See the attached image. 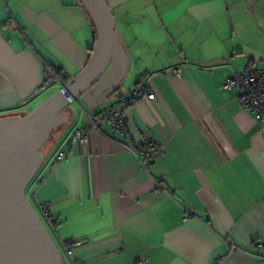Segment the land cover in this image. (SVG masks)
<instances>
[{"label":"crops","instance_id":"0c3cea01","mask_svg":"<svg viewBox=\"0 0 264 264\" xmlns=\"http://www.w3.org/2000/svg\"><path fill=\"white\" fill-rule=\"evenodd\" d=\"M105 2L117 56L59 113L55 148L27 186L68 264H264V135L224 87L230 70L264 66V0ZM95 41L79 0H0V119L26 117L57 93ZM46 67L58 83L32 97ZM143 88L154 101L124 116L136 148L149 138L163 147L148 170L101 136L121 140L105 123L56 163L86 116L97 121Z\"/></svg>","mask_w":264,"mask_h":264},{"label":"water","instance_id":"95a60500","mask_svg":"<svg viewBox=\"0 0 264 264\" xmlns=\"http://www.w3.org/2000/svg\"><path fill=\"white\" fill-rule=\"evenodd\" d=\"M79 1L96 32L88 63L28 116L0 120V264H62L25 189L41 166L50 131L64 121L59 113L101 81L119 47L105 0Z\"/></svg>","mask_w":264,"mask_h":264},{"label":"built area","instance_id":"2783aa9c","mask_svg":"<svg viewBox=\"0 0 264 264\" xmlns=\"http://www.w3.org/2000/svg\"><path fill=\"white\" fill-rule=\"evenodd\" d=\"M45 74L47 76V81L37 88L32 97L39 94L47 85L58 83L56 76L50 68H45ZM175 74L178 75L179 71L175 70ZM224 87L234 93L240 112L248 116L257 125L258 132L264 135V66L258 71L247 70L241 73L230 70V75ZM142 98L154 101V97L148 89L143 88L133 91L129 96L120 97L114 106L99 116L97 121L86 116V124L72 134L67 147L58 153L56 163H63L68 157L72 146L76 144H86L88 134L92 131L98 132L99 124L105 123L109 126L112 134L120 137L121 140L103 134H101V136L134 156L139 153V164L141 168L148 170L151 163L150 155L163 154V147L149 138L144 142L142 147L136 148L131 143L124 116L125 110ZM191 217V215H185L183 221H187ZM64 248L67 256L72 257L76 248L75 245L68 244ZM234 249L235 247L233 246H229L228 248L229 251H233ZM221 261L222 259H219L215 264H220ZM145 262L146 259L144 257L140 256L137 258V264H145ZM75 264L79 263L75 262Z\"/></svg>","mask_w":264,"mask_h":264},{"label":"rangeland","instance_id":"374dc122","mask_svg":"<svg viewBox=\"0 0 264 264\" xmlns=\"http://www.w3.org/2000/svg\"><path fill=\"white\" fill-rule=\"evenodd\" d=\"M54 86L59 87V85L55 84ZM69 106H71V109H75V105L72 103ZM3 120V119H0ZM57 135L55 134V131L52 129L49 133L48 139L47 141L44 143V145L42 146V148L40 149V154L45 155L46 152L48 151V155L54 150L55 148V144L57 141ZM47 155V156H48ZM25 198L27 200V202L29 203L30 207L32 208V210L34 211L35 215L37 216V218L39 219V221L41 222L44 230L47 233V236L49 237V239L51 240L52 244L54 245L56 251L58 252L59 256L61 257V262L62 264H68L66 256L63 252V249L58 241V239L56 238V235L54 234V232L51 230V227L48 223V221L45 219L44 215L41 213V211L34 205L32 197H31V188H27V190L25 191Z\"/></svg>","mask_w":264,"mask_h":264},{"label":"trees","instance_id":"16d2710c","mask_svg":"<svg viewBox=\"0 0 264 264\" xmlns=\"http://www.w3.org/2000/svg\"><path fill=\"white\" fill-rule=\"evenodd\" d=\"M54 73L57 78L60 77L59 73H57L56 71Z\"/></svg>","mask_w":264,"mask_h":264},{"label":"flooded vegetation","instance_id":"af4514ba","mask_svg":"<svg viewBox=\"0 0 264 264\" xmlns=\"http://www.w3.org/2000/svg\"><path fill=\"white\" fill-rule=\"evenodd\" d=\"M27 188V187H26ZM25 191H26V189H25Z\"/></svg>","mask_w":264,"mask_h":264}]
</instances>
